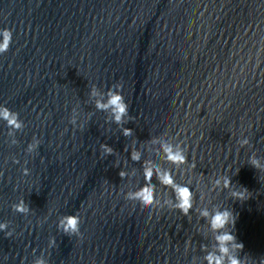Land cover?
Returning a JSON list of instances; mask_svg holds the SVG:
<instances>
[{
	"label": "water",
	"instance_id": "water-1",
	"mask_svg": "<svg viewBox=\"0 0 264 264\" xmlns=\"http://www.w3.org/2000/svg\"><path fill=\"white\" fill-rule=\"evenodd\" d=\"M5 28L12 42L0 55V106L24 127L9 137L0 120V223L8 224L0 264L41 256L46 264H201L211 233L197 213L214 205L233 211L239 256L258 264L264 175L247 161L264 157V0H0ZM117 83L131 117L122 125L95 108ZM73 116L83 129L69 123ZM33 137L40 144L27 154ZM243 138L250 146L240 148ZM181 144L188 163L173 168L164 148ZM149 166L191 185L188 216L124 199L144 185ZM218 175L248 199L214 189ZM152 183L161 203L171 196L155 176ZM21 199L27 215L11 208ZM73 214L79 237L57 229Z\"/></svg>",
	"mask_w": 264,
	"mask_h": 264
},
{
	"label": "clouds",
	"instance_id": "clouds-1",
	"mask_svg": "<svg viewBox=\"0 0 264 264\" xmlns=\"http://www.w3.org/2000/svg\"><path fill=\"white\" fill-rule=\"evenodd\" d=\"M12 42V32L9 29L0 30V55L4 54ZM122 85L117 83L112 86L106 93V103L97 101L95 108L98 111H108L111 113L113 123L122 125L127 123L131 117L128 115V104L125 102L124 97L120 94ZM115 89V91L113 90ZM89 94L91 96L96 95L95 87L90 89ZM127 117V120L125 119ZM91 117H89L90 119ZM0 120L4 121L6 126L10 129L8 132L9 137H12L14 132L20 131L24 125L20 121L18 113L10 111L7 107L0 106ZM69 123L75 127V129H83L84 125H77L75 116L69 119ZM122 134L124 136H131L132 130L128 128H122ZM17 141L11 140V144L15 145ZM240 148L250 146L249 140L243 138L237 142ZM40 144V140L33 137L32 142L27 145L26 153L32 154L36 151ZM101 149L105 156L112 155L113 149L107 145H101ZM164 154L166 162L173 165L176 168L179 165H183L187 162V150L183 144L177 148L167 146L164 148ZM133 162H139L140 154L133 151L130 157ZM14 164L19 161L13 159ZM247 164L251 166L257 173L264 175V157H257L256 153L253 152L248 158ZM191 169L195 168V164H190ZM238 171V169H237ZM22 175H29V170L22 167ZM155 176L158 184L165 189H170L171 196L164 199L161 203L158 199L156 186L152 183L153 177ZM120 179H124L126 174L121 171L119 173ZM144 185L139 187L137 190L132 192H126L124 199L126 201L138 203L142 208H151L154 205L160 207H169L179 211L185 216H188L190 210L194 208V196L193 190L190 184L177 183L173 176L172 170H160L156 171L152 167H143ZM211 185L214 189L219 191H227L228 197L233 201H246L247 194L249 191L238 185H234L231 182V178L227 175H218L213 177ZM14 212L21 215H27L30 211L29 207L25 204L23 199L17 203L11 205ZM200 219L205 221L203 227H207L211 233V247L201 246L202 252L206 254L202 257L201 264H257V261L253 260L248 254H245L243 258L239 256L243 250V244L237 242L234 233V225L236 216L233 211L223 206H213V210L209 211L208 208H201L197 213ZM80 224L81 218L77 214L65 215L60 217L57 223V229L60 230L66 236H80ZM201 227V228H203ZM8 228V224L0 223V231H5ZM6 237H11L12 232L7 231ZM187 243V242H186ZM54 238H50L48 241V247H55ZM33 264H46V260L41 256L34 260ZM258 264H264V257H261Z\"/></svg>",
	"mask_w": 264,
	"mask_h": 264
}]
</instances>
